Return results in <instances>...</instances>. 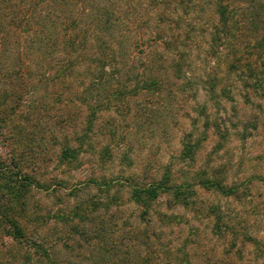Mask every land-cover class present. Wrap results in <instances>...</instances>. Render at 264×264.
I'll list each match as a JSON object with an SVG mask.
<instances>
[{"label": "rangeland", "instance_id": "1", "mask_svg": "<svg viewBox=\"0 0 264 264\" xmlns=\"http://www.w3.org/2000/svg\"><path fill=\"white\" fill-rule=\"evenodd\" d=\"M258 35L264 0H0V264H264ZM160 179L190 204L133 202Z\"/></svg>", "mask_w": 264, "mask_h": 264}, {"label": "trees", "instance_id": "2", "mask_svg": "<svg viewBox=\"0 0 264 264\" xmlns=\"http://www.w3.org/2000/svg\"><path fill=\"white\" fill-rule=\"evenodd\" d=\"M218 13H219V16H220V24L221 26H225L226 27V24H227V20L228 18L225 17V12H224V9L219 6L218 7ZM69 28L70 27H66L64 28V33H63V40L65 41L64 44H66V47H70L73 42L78 38V36L76 35L75 37H72V34L70 33L69 31ZM227 36H228V33L226 32V29L225 30H222V31H217V29H214V32L211 33V40H212V43L214 42V44H216L217 40L221 41L222 40H227ZM256 39V40H255ZM255 48H254V51L252 54H249V55H239V52L238 51H234V56L235 58L232 60V57H231V63H230V68H236V66H239L241 71L242 72H246V73H253L254 71H256V68H257V64H258V60H262L264 59V36L261 35V36H257V38L255 37ZM172 41V40H171ZM170 45V43H169ZM166 48H168V46L165 45ZM178 47V45H177ZM177 47L175 46L174 48L177 49ZM213 47V46H211ZM234 48V44L232 46ZM179 48V47H178ZM172 49V48H171ZM175 49H172L171 51L175 50ZM235 50V48H234ZM217 52V50H216ZM233 52V51H232ZM175 53V56H178V51H174ZM258 59V60H257ZM179 60V59H177ZM177 61L176 59H174V64L173 66L174 67H177ZM63 68V67H62ZM70 69V65H67L66 67H64L63 69ZM64 71L65 70H62L60 72H58V75L57 77H60L63 78V77H66L65 74H64ZM175 72H177V70H174ZM179 72V71H178ZM177 72V75L179 76L180 74H178ZM180 73V72H179ZM68 76V74H67ZM180 78L181 75H180ZM147 82L143 85V89H149L150 86L153 85V82L151 80H146ZM44 82H46L44 80ZM209 86L211 87L212 85V82L209 81L208 82ZM263 86L260 85L259 87ZM30 89V87H29ZM121 88L119 87H109V88H105L103 89V93H98L99 95H97L98 97L100 96V98L102 99L104 93L106 94L105 97H106V101L107 102H110L114 99L115 96L119 95L120 92H121ZM99 92V91H98ZM81 93H84V91H81ZM83 95V94H82ZM104 97V98H105ZM85 100H87V98H85ZM84 100V104L85 106L89 109L91 108L92 106L96 105V103H88L87 101ZM103 104V103H101ZM108 104V103H107ZM92 109V108H91ZM90 117L93 116V112H91L89 114ZM88 117V119L90 121H87L86 122V131H90L92 126V121H91V118ZM76 149L73 148L71 145H68L67 143H65L61 149V155L63 159L67 158L68 161L72 162V160H74L75 158V153H76ZM17 166H15L14 168H16ZM18 170V169H17ZM16 170V171H17ZM27 182V185H30V182L27 180H25ZM164 179H160L158 181H155L156 183H154L153 187H136V186H133L131 188H133L132 190V200L133 202L136 204V205H140L142 207H145L147 208L148 204H150V202H152V200H155L159 194H172L171 196H173L175 202L179 201L181 202L180 204L183 205V206H187L189 203V201H186L187 200V196H185L184 194L181 195L180 192L182 188H178V186H174V187H167L166 183H164ZM212 182L210 181H207L206 183H202V184H211ZM216 186V187H215ZM178 188V190H177ZM214 188L217 189V191L223 193V194H226L229 196L232 195V190L230 189H227V191L225 189H223V187H221L220 185H214ZM177 190V191H176ZM182 196V197H181ZM186 198V199H185ZM212 214L215 216V220L218 222L220 221V217L218 216V213L216 209H212L211 210ZM216 226L218 227V224H216ZM36 249H38V247H36ZM104 257V255H101L100 258L98 257V260L101 261V263L103 264H107L106 261L107 259H103L105 260V263L103 260H101V258ZM47 258V257H46ZM44 259V258H43ZM49 261V260H48ZM187 264V262H185Z\"/></svg>", "mask_w": 264, "mask_h": 264}]
</instances>
